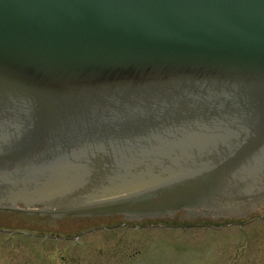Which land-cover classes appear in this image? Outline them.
Listing matches in <instances>:
<instances>
[{
    "label": "water",
    "instance_id": "water-1",
    "mask_svg": "<svg viewBox=\"0 0 264 264\" xmlns=\"http://www.w3.org/2000/svg\"><path fill=\"white\" fill-rule=\"evenodd\" d=\"M260 207L264 0H0L1 213Z\"/></svg>",
    "mask_w": 264,
    "mask_h": 264
},
{
    "label": "rangeland",
    "instance_id": "rangeland-1",
    "mask_svg": "<svg viewBox=\"0 0 264 264\" xmlns=\"http://www.w3.org/2000/svg\"><path fill=\"white\" fill-rule=\"evenodd\" d=\"M165 226L98 227L72 242L1 228L0 264H264V219L240 231L161 229Z\"/></svg>",
    "mask_w": 264,
    "mask_h": 264
},
{
    "label": "flooded vegetation",
    "instance_id": "flooded-vegetation-1",
    "mask_svg": "<svg viewBox=\"0 0 264 264\" xmlns=\"http://www.w3.org/2000/svg\"><path fill=\"white\" fill-rule=\"evenodd\" d=\"M3 218H5V220H12L16 224L21 223L22 225L43 227V232H45V230H54L55 232L64 234V236L62 237L60 235H54L51 233V236H54L53 238L62 240L63 242H72L75 240V237L72 234L70 235L72 230L82 226L86 227L87 225H94L97 222H102V225L109 224L110 229L117 228L143 230L153 227L154 224L163 222L166 226L161 229H179L180 231L199 229L204 231H220L222 229L232 227L240 231L243 226H246L251 221L264 219V209H261L259 212L250 214L244 218H232L217 214L215 212H206L202 210L197 212L180 210L174 214L165 215L160 218L142 219L138 221V223L128 222L127 219L122 216L95 219L65 218L61 220H53L49 217L39 215L25 216L21 214H8L3 216V214L0 213V221ZM237 257L239 256H234L232 258L236 259Z\"/></svg>",
    "mask_w": 264,
    "mask_h": 264
}]
</instances>
